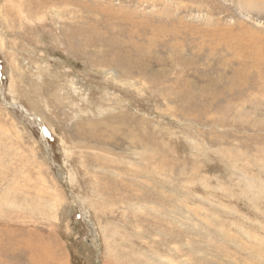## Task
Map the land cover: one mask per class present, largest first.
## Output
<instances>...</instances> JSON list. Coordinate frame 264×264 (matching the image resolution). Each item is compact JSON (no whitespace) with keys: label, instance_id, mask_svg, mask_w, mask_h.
<instances>
[{"label":"rangeland","instance_id":"1","mask_svg":"<svg viewBox=\"0 0 264 264\" xmlns=\"http://www.w3.org/2000/svg\"><path fill=\"white\" fill-rule=\"evenodd\" d=\"M68 2L0 0V264H264V0Z\"/></svg>","mask_w":264,"mask_h":264},{"label":"bare ground","instance_id":"2","mask_svg":"<svg viewBox=\"0 0 264 264\" xmlns=\"http://www.w3.org/2000/svg\"><path fill=\"white\" fill-rule=\"evenodd\" d=\"M63 1H64V4L67 5V6H68L69 3L71 2V1L68 2V0H63ZM72 4H73V3H72ZM134 135H135V134H134ZM134 138H135V137H134ZM130 140H131V139H130ZM134 142H135V140L133 141V143H134ZM131 143H132V142H131ZM138 143H139V142H138ZM133 145H134V144H133ZM135 145H136V144H135ZM142 147H143V146H142ZM137 148H138V147H137ZM144 150H145V149H144ZM144 152H145V151H144ZM145 153H148V152H145ZM147 155H148V154H147ZM148 157H149V156H148ZM6 231H7V230H6ZM6 239H7V238H6ZM4 241H5V240H4ZM9 241H10V240H9ZM7 243H8V242H7ZM10 243L12 244V241H11ZM17 243H18V242H17ZM0 244H2V243H0ZM15 244H16V243H15ZM3 245H4V244H3ZM13 245H14V244H13ZM1 247H2V246H1ZM3 247H4V246H3ZM3 249H4V248H3ZM3 249H2V250H3ZM0 251H1V250H0ZM6 251H7V250H6ZM3 252H4V251H3ZM4 257H5V256H4ZM4 257H2V258H4ZM6 259H7V258H6ZM1 260H2V259H1ZM3 261H4V260H3ZM1 262H2V261H1ZM1 262H0V263H1ZM6 262H7V260H6ZM9 263H10V262H9ZM10 264H11V263H10Z\"/></svg>","mask_w":264,"mask_h":264},{"label":"water","instance_id":"3","mask_svg":"<svg viewBox=\"0 0 264 264\" xmlns=\"http://www.w3.org/2000/svg\"><path fill=\"white\" fill-rule=\"evenodd\" d=\"M10 107H13V108L16 107V108L20 109L22 112H24V113L26 114L27 117H30V116L26 113V111H25L20 105H17V104H10ZM41 128H42V127H41ZM43 138H44V141L46 142L44 135H43Z\"/></svg>","mask_w":264,"mask_h":264}]
</instances>
